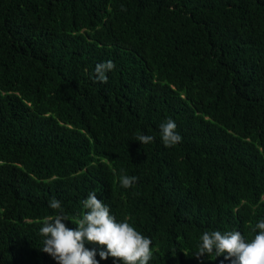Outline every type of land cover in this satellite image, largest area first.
Listing matches in <instances>:
<instances>
[{
    "label": "trees",
    "instance_id": "1",
    "mask_svg": "<svg viewBox=\"0 0 264 264\" xmlns=\"http://www.w3.org/2000/svg\"><path fill=\"white\" fill-rule=\"evenodd\" d=\"M93 190L152 240L149 264H232L195 254L264 219V0H0V264H57L42 221L75 229Z\"/></svg>",
    "mask_w": 264,
    "mask_h": 264
},
{
    "label": "clouds",
    "instance_id": "2",
    "mask_svg": "<svg viewBox=\"0 0 264 264\" xmlns=\"http://www.w3.org/2000/svg\"><path fill=\"white\" fill-rule=\"evenodd\" d=\"M123 10V7H122ZM113 61L98 63L94 69L95 80L107 83L106 73L115 69ZM174 120L168 118L159 125L160 139L165 147L180 143L181 135L176 131ZM155 137L140 134L136 141L141 144L153 142ZM138 181L136 176L122 175L120 184L124 188L132 187ZM84 212L82 218L75 222L76 228L70 229L64 221L68 220L63 211L44 217L40 234L44 237L41 251L48 253L57 264H99L95 259V249L85 247V242L105 246L99 251L102 260L109 257L114 264H149L152 258V240L142 235L128 222V219L117 221L110 214V208L97 199L96 191L89 192L82 201ZM49 207L60 210L62 202L53 197ZM259 232L250 241L245 240L239 231H211L202 234V243L195 254L197 258L205 255L220 256L227 253L225 259H231L232 264H264V219L256 225Z\"/></svg>",
    "mask_w": 264,
    "mask_h": 264
}]
</instances>
